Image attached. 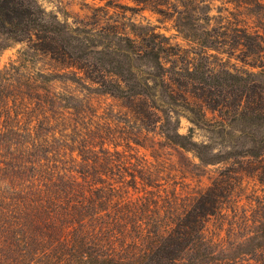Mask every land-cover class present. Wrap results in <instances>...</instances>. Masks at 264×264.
<instances>
[{
	"label": "trees",
	"instance_id": "obj_1",
	"mask_svg": "<svg viewBox=\"0 0 264 264\" xmlns=\"http://www.w3.org/2000/svg\"><path fill=\"white\" fill-rule=\"evenodd\" d=\"M166 9L184 43L0 0V52L31 41L0 69V264H264V33L208 3ZM28 50L70 69H32ZM176 154L209 184L176 193Z\"/></svg>",
	"mask_w": 264,
	"mask_h": 264
},
{
	"label": "rangeland",
	"instance_id": "obj_2",
	"mask_svg": "<svg viewBox=\"0 0 264 264\" xmlns=\"http://www.w3.org/2000/svg\"><path fill=\"white\" fill-rule=\"evenodd\" d=\"M37 0V2L47 11L53 12L57 17L62 21H67L72 23L76 21V18H87L86 21L91 22L90 16L93 13H106L105 16L108 17L109 23L113 22L119 25H129L130 22L151 24L156 27V30L165 33L167 36H171L173 41H178L184 43L179 37H176V30L174 28L176 22L174 18L170 17L167 7H170L172 10L176 8L177 10H187L193 11L194 7L199 8L200 5L210 4L212 8L211 14H217L220 10L224 14H237V19L240 20V23H245L251 27H255L264 33V0H258V2L253 4H246L245 0H202V2H196V0H166V2L160 4L158 9H161L165 12L162 14L155 12L150 9L151 6L145 8H138V6L131 0ZM165 1V0H160ZM115 3H120L122 5H127L128 7H136L138 9H123L115 5ZM168 5V6H166ZM98 7H104L100 10ZM7 47L0 52V69L10 61L18 59L19 51L25 49L28 44L31 43L30 40H24L21 42L8 41ZM25 59H30L29 62L26 61L27 65L32 69H40L47 72H56V71H67L70 68L66 67L67 60L58 61L50 58L49 55L42 52H31L27 51ZM226 59L228 64H232L239 69H249V70H258V68H252L250 65L236 60L231 57L230 59L226 56L223 57ZM231 66V65H230ZM73 87V86H71ZM207 118H212L213 114L207 112ZM190 123L182 118L180 123L179 131L181 133H187ZM204 132L200 129H194V137L196 140H202ZM190 156V155H188ZM176 161V193L180 192V188L183 186L182 182L189 183L191 189H198L209 184L210 178L207 175L202 176L200 179L198 177L192 178L191 174L184 170L182 174L179 169L180 159L178 155L173 158ZM184 163V162H183ZM219 166H208V175L213 177L216 175L215 171ZM242 185L245 187L243 191L238 196L240 203L247 202L248 195L251 193L253 188L260 189V185L257 184L252 178H244ZM190 189V190H191Z\"/></svg>",
	"mask_w": 264,
	"mask_h": 264
}]
</instances>
